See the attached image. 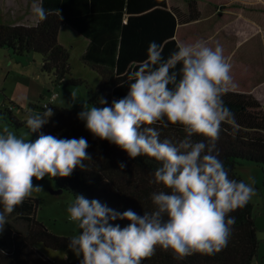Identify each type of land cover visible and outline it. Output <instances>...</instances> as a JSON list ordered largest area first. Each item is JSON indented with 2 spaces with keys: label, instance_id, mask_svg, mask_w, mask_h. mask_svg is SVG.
<instances>
[{
  "label": "clouds",
  "instance_id": "clouds-1",
  "mask_svg": "<svg viewBox=\"0 0 264 264\" xmlns=\"http://www.w3.org/2000/svg\"><path fill=\"white\" fill-rule=\"evenodd\" d=\"M31 12L37 23L48 17L42 0H33ZM177 64L182 65L179 79L174 71ZM127 84V95L110 106L83 104L78 119L94 138L114 144L130 159L148 156L158 161L151 182L168 191L152 193L154 210L143 215L132 209L119 212L98 199L76 194L67 212L79 232L68 248L82 257L80 264H142L155 255L157 247L171 251L177 260L222 251L235 224L229 213L245 207L256 195L254 181L229 178L218 158L221 125L235 123L223 101L235 85L222 46L197 41L180 45L165 59L161 46L153 41L147 59L130 73ZM98 102L108 104L104 98ZM53 115L48 107L28 113L29 134L40 133L35 141L18 138L7 129L0 133V233L15 208L43 190L33 178H66L77 168L86 170L85 161L92 160L84 137L58 138L40 131ZM169 123L181 125L186 134L177 143L161 141L155 127ZM125 167L119 164L121 170ZM117 220L128 224L121 227L113 223Z\"/></svg>",
  "mask_w": 264,
  "mask_h": 264
},
{
  "label": "trees",
  "instance_id": "trees-1",
  "mask_svg": "<svg viewBox=\"0 0 264 264\" xmlns=\"http://www.w3.org/2000/svg\"><path fill=\"white\" fill-rule=\"evenodd\" d=\"M183 2L187 5L184 11L178 10L171 0H42L48 12L45 21L0 23V48L7 49L13 56L30 52L40 54L41 73L50 75L55 86L82 85V79L68 77L69 52L58 41L60 27L68 25L88 40L81 58L100 76L88 102L96 107L110 106L113 100L127 95L128 77L147 59L151 42L161 46L162 55L167 59L180 45L193 44L181 39L180 26L201 19L202 5L207 3L219 16L235 10V4L229 0ZM259 13L264 19V7ZM181 67L177 64L174 69L178 79ZM232 78L235 87L223 96V101L234 114L235 123H222L216 149L229 178L243 181L235 173V166L241 159L261 163L264 173V107L248 92L245 87L248 84H244L241 77ZM100 98L106 99L108 104L100 105ZM10 109H0V116L6 117L17 128H27L26 118L19 119ZM51 109L54 115L40 131L58 138L84 137L89 144L87 152L92 157V160L85 161L87 169L84 171L77 168L66 178L48 176L56 187L71 192L74 198L76 194H83L89 200L98 199L119 212L132 209L143 215V212L154 210L151 194L168 191L151 182L160 166L158 161L148 156L130 159L114 144L94 138L84 122L78 119L76 108L53 104ZM164 123H167L166 119ZM155 127L160 132L161 141L168 139L177 143L186 135L179 124L169 123L167 127L157 124ZM39 134L34 133L36 139ZM193 139L207 142L202 136H194ZM121 162L126 164L123 170L119 168ZM39 202L38 198L30 197L8 216L22 220L25 229L19 232L14 231L10 224L5 225L11 233L8 243L0 233V264H56L36 247L37 243L51 249H68L72 236L55 234L37 219ZM252 208L249 202L229 213L235 217V224L228 245L222 251L214 255L195 253L177 260L171 251L157 247L155 255L143 260L142 264H251L258 248ZM113 223L124 227L128 221ZM81 259L78 257L66 264H80Z\"/></svg>",
  "mask_w": 264,
  "mask_h": 264
},
{
  "label": "rangeland",
  "instance_id": "rangeland-1",
  "mask_svg": "<svg viewBox=\"0 0 264 264\" xmlns=\"http://www.w3.org/2000/svg\"><path fill=\"white\" fill-rule=\"evenodd\" d=\"M235 4L233 12L218 15L206 3L202 5V18L181 25L180 37L183 41H203L215 48L222 46L227 62L231 64V76L241 77L255 99L264 107V19L259 10L264 7V0H229ZM178 9L184 11L187 5L183 0H171ZM203 3V2H202ZM201 3V4H202ZM33 0H0V23L30 24L35 21L31 12ZM26 12V13H25ZM24 18V19H23ZM58 41L69 52L70 75L84 82L79 86L53 85L50 75L41 73V55L35 52L13 56L7 49L0 48V109L11 107V112L19 119H25L29 112L39 113L45 108L44 99L52 92L57 96L53 104L76 108L79 112L83 104L91 107L88 99L99 83L98 72L81 58L88 40L77 34L68 25L59 29ZM73 93L75 97L73 98ZM32 105V106H31ZM7 115V112H5ZM5 129L12 131L18 138L35 141V135L29 129L16 127L4 116H0V133ZM235 173L245 182L252 184L256 195L252 203V218L256 226L258 239L257 255L251 264H264V173L259 162L239 160ZM34 185H42L43 190L34 192L31 197L39 199L36 217L53 233L65 236L77 235L79 229L72 222L67 212L74 196L67 190L55 191V183L45 176L41 180L33 178ZM8 224L14 231L23 232L25 224L16 216L8 217ZM10 231L4 228L2 235L8 243ZM36 247L56 264H66L78 257L68 249H51L42 243Z\"/></svg>",
  "mask_w": 264,
  "mask_h": 264
},
{
  "label": "built area",
  "instance_id": "built-area-1",
  "mask_svg": "<svg viewBox=\"0 0 264 264\" xmlns=\"http://www.w3.org/2000/svg\"><path fill=\"white\" fill-rule=\"evenodd\" d=\"M56 96H57L56 92L50 93V95L48 96V99L43 100V102H42L43 107L44 108H46V107L51 108V106L53 105V101L55 100Z\"/></svg>",
  "mask_w": 264,
  "mask_h": 264
},
{
  "label": "water",
  "instance_id": "water-1",
  "mask_svg": "<svg viewBox=\"0 0 264 264\" xmlns=\"http://www.w3.org/2000/svg\"><path fill=\"white\" fill-rule=\"evenodd\" d=\"M55 191H58L59 192V191H63V190L61 188H57V190H55Z\"/></svg>",
  "mask_w": 264,
  "mask_h": 264
},
{
  "label": "crops",
  "instance_id": "crops-1",
  "mask_svg": "<svg viewBox=\"0 0 264 264\" xmlns=\"http://www.w3.org/2000/svg\"><path fill=\"white\" fill-rule=\"evenodd\" d=\"M231 2V1H230ZM26 13V12H25ZM0 14H1V12H0ZM2 15V14H1ZM24 19V18H23ZM36 21V20H35ZM35 21L34 22H32V23H30V24H34L35 23ZM23 24V23H22Z\"/></svg>",
  "mask_w": 264,
  "mask_h": 264
}]
</instances>
